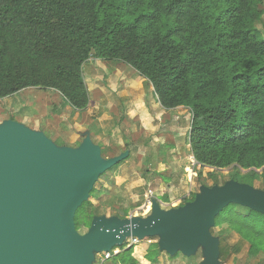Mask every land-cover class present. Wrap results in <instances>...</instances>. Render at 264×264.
Masks as SVG:
<instances>
[{
	"label": "trees",
	"instance_id": "16d2710c",
	"mask_svg": "<svg viewBox=\"0 0 264 264\" xmlns=\"http://www.w3.org/2000/svg\"><path fill=\"white\" fill-rule=\"evenodd\" d=\"M261 3L0 0V100L25 89H52L84 111L90 102L83 65L90 59L123 63L152 87L163 110L190 111L187 142L196 166L262 169L264 178ZM195 172L200 179L201 171ZM94 217L80 206L74 228L88 229ZM214 228L230 229L248 245L252 260L260 254L264 260L263 214L230 204ZM135 250L121 247L113 261L137 264ZM159 253L155 243L145 258ZM226 256L220 248L219 259Z\"/></svg>",
	"mask_w": 264,
	"mask_h": 264
},
{
	"label": "rangeland",
	"instance_id": "374dc122",
	"mask_svg": "<svg viewBox=\"0 0 264 264\" xmlns=\"http://www.w3.org/2000/svg\"><path fill=\"white\" fill-rule=\"evenodd\" d=\"M261 9L264 13V0ZM258 28L264 36V17ZM82 74L90 102L86 110H73L52 89H25L0 100V125L15 121L43 133L56 147L77 148L89 137L99 147L101 160L128 153L126 159L93 182L81 204L86 213L110 218L127 212L126 218L130 215L145 218L150 215L154 200L165 211L176 209L192 202L200 194L201 186L220 187L228 181L264 191L262 169L231 166L216 170L196 166L187 142L190 111L182 107L163 110L151 92L152 87L129 66L90 59L83 65ZM193 167L201 171L200 179L193 173ZM214 227L210 234L218 240L219 249L227 253L224 261L218 259L219 264H264L261 254L253 260L249 257L248 245L233 231ZM87 230L75 231L84 235ZM158 242V236L145 237L133 245L137 264H201L204 260L203 247L198 246L189 257L181 253L172 257L164 254L156 261L146 262L149 248ZM102 253L94 254L93 264H100L97 255ZM112 257L103 263L115 264Z\"/></svg>",
	"mask_w": 264,
	"mask_h": 264
},
{
	"label": "water",
	"instance_id": "95a60500",
	"mask_svg": "<svg viewBox=\"0 0 264 264\" xmlns=\"http://www.w3.org/2000/svg\"><path fill=\"white\" fill-rule=\"evenodd\" d=\"M106 160L85 137L77 148L56 147L41 132L15 121L0 125V264H93L94 254L120 248L130 238L159 237V251L189 257L203 247L201 264H219V243L210 229L228 205L264 215V191L228 181L201 187L192 202L150 215L94 217L84 235L74 216L100 175L126 159Z\"/></svg>",
	"mask_w": 264,
	"mask_h": 264
},
{
	"label": "built area",
	"instance_id": "2783aa9c",
	"mask_svg": "<svg viewBox=\"0 0 264 264\" xmlns=\"http://www.w3.org/2000/svg\"><path fill=\"white\" fill-rule=\"evenodd\" d=\"M149 194H151V192H149ZM132 216V215H130ZM139 240L136 239V238H130V239H127L124 244H123V248H129L133 245H136L138 244ZM117 253V250L115 249H112L111 251H109L108 253H102L101 255H97L98 259L101 261L100 264H103V262L107 259H110L112 256H114L115 254Z\"/></svg>",
	"mask_w": 264,
	"mask_h": 264
},
{
	"label": "crops",
	"instance_id": "0c3cea01",
	"mask_svg": "<svg viewBox=\"0 0 264 264\" xmlns=\"http://www.w3.org/2000/svg\"><path fill=\"white\" fill-rule=\"evenodd\" d=\"M157 104H158V103H157ZM158 105H159V104H158ZM156 107H157V106H156ZM79 126H80L81 128L83 127V126H81V125H79ZM79 126H77V127H79ZM83 128H84V127H83ZM83 128H82V129H83ZM83 130H84L85 132L87 131V129H85V128H84ZM83 130H79V132L82 133ZM83 133H84V132H83ZM160 204H161V203H160ZM161 206H163V205L161 204ZM119 249H120L119 247L116 248V250H117V253H116V254L119 253V251H120ZM114 250H115V249H114ZM116 254H115V255H116ZM164 254H167V253H166V252H163V251H162V252L160 251V253H159L156 257H154L152 261H148L146 258H145V260H146V262H148V263H149V262H153V261H156L157 258H160L161 256H163ZM115 255H114V256H115ZM175 255H176V254H175ZM170 257H172V256H170ZM103 264H104V263H103ZM115 264H118V263H115Z\"/></svg>",
	"mask_w": 264,
	"mask_h": 264
}]
</instances>
